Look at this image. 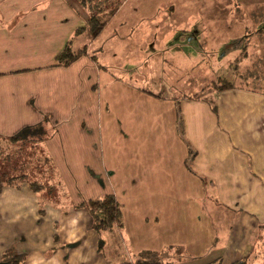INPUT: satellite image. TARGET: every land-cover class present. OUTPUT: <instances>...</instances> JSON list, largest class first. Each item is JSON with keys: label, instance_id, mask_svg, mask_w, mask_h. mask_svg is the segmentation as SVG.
<instances>
[{"label": "crops", "instance_id": "crops-1", "mask_svg": "<svg viewBox=\"0 0 264 264\" xmlns=\"http://www.w3.org/2000/svg\"><path fill=\"white\" fill-rule=\"evenodd\" d=\"M81 36L90 39L67 0H0V140L47 119L41 146L64 190L49 200L25 183L2 189L0 262L11 251L22 264H113L98 251L90 214L77 208L113 194L128 257L181 247L197 262L261 264L264 91L213 93V111L204 99L151 94L90 50L53 66ZM175 100L193 160L177 134Z\"/></svg>", "mask_w": 264, "mask_h": 264}, {"label": "rangeland", "instance_id": "rangeland-1", "mask_svg": "<svg viewBox=\"0 0 264 264\" xmlns=\"http://www.w3.org/2000/svg\"><path fill=\"white\" fill-rule=\"evenodd\" d=\"M116 7L99 37H78L74 50H90L93 61L159 96H201L228 90L221 89L225 85L264 90V35L250 33L252 15L264 14V0H109L108 9ZM32 145L21 155L31 164L38 157ZM9 147L0 143V173L9 171L5 161L14 157ZM9 162L19 166L17 158ZM213 221L221 245L222 225ZM255 254L264 258V250Z\"/></svg>", "mask_w": 264, "mask_h": 264}, {"label": "trees", "instance_id": "trees-1", "mask_svg": "<svg viewBox=\"0 0 264 264\" xmlns=\"http://www.w3.org/2000/svg\"><path fill=\"white\" fill-rule=\"evenodd\" d=\"M105 1L107 3H102L103 1L100 0H67L76 13L85 21L86 29L91 41H94L99 37L102 30L108 24V21L117 11L118 7L115 9H108L109 0ZM252 18L255 19L256 22L252 24L254 30L250 29V33L254 31L261 39L264 35V28L262 26V22H264V14L262 11L257 12L252 15ZM81 30L82 29H78L75 33L77 34L81 32ZM84 53V49L74 50L72 47V39H70L66 43L64 49L55 57V63L53 66L64 68L69 67ZM229 86L230 85H225L221 89L229 90L230 88H233L232 85L230 88ZM213 93L214 92L209 93L207 91L204 95H194L188 99L198 101L204 99L208 101L213 111H215L213 100L204 97L208 94L213 95ZM174 105L176 110V130L178 137L188 149V159L193 160L195 157V151L185 138L179 100H175ZM51 130L52 128L50 127L48 120L44 118L40 123L26 126L13 136L0 140V143L10 146L9 148H11L12 151L15 150L14 153H12L14 157L11 155L12 157L10 158H17V163L19 164V166L14 169L11 167V162H9L10 158L5 161L7 164L6 170L9 171H3L0 173V193L4 187L18 186L20 183L27 184L34 193L43 192L49 200L56 199V196H58L59 193H64L58 175H55L52 160L44 154L41 146L44 141L50 138ZM28 144H33V148L38 151V157L32 159V164L30 161L31 159L28 161V156L27 158L21 156L24 154L23 150H26ZM20 158H22V160H19ZM29 165L31 166L30 169H28ZM77 208H82L90 214L92 219V229L100 236L98 251L103 252L104 255L112 259L114 261L113 264H184L185 262H197V260L184 254V250L181 247H168L160 252L143 251L137 255L128 257L124 248L122 206L117 202L113 194L103 195L94 201H83L77 206ZM40 213L43 214L44 211L40 210ZM101 236H105V239L101 238ZM177 254L182 257L178 260L179 262L174 261L172 258V256H176ZM23 260L22 256H17L13 252L8 251L3 255L0 264H22ZM201 264H222V259L217 258ZM231 264H247V257Z\"/></svg>", "mask_w": 264, "mask_h": 264}]
</instances>
